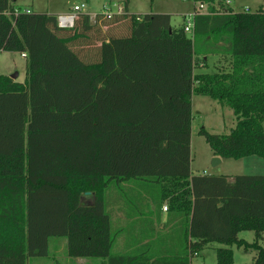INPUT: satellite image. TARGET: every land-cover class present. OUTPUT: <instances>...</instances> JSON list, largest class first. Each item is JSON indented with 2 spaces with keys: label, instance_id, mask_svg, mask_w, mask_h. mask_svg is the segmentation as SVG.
<instances>
[{
  "label": "trees",
  "instance_id": "16d2710c",
  "mask_svg": "<svg viewBox=\"0 0 264 264\" xmlns=\"http://www.w3.org/2000/svg\"><path fill=\"white\" fill-rule=\"evenodd\" d=\"M16 1L0 0V50L26 59L24 82L0 75V264L48 257L52 237L67 239L71 259L149 264L113 253L109 201L137 181L182 216L190 254L218 243V264H235L236 245L264 264V175L190 170L193 95L236 117L229 133L199 130L215 156L264 158L263 7L218 11V0H199L206 12L188 37L167 13L126 8L96 23L82 13L62 28L57 14H16ZM213 53L230 70L196 72Z\"/></svg>",
  "mask_w": 264,
  "mask_h": 264
},
{
  "label": "rangeland",
  "instance_id": "374dc122",
  "mask_svg": "<svg viewBox=\"0 0 264 264\" xmlns=\"http://www.w3.org/2000/svg\"><path fill=\"white\" fill-rule=\"evenodd\" d=\"M225 1L218 0V4L216 5L218 11H224ZM230 1V6L234 12L243 10L255 11L261 6L264 9V0ZM83 3L86 5L83 13L90 15L102 13L104 8H109L114 13H117L119 8H122L123 11L127 8L130 14L140 16L149 13H167L171 15L172 27L176 29L184 27L187 23L188 16L199 6L196 0H17L16 7L21 11L31 9L33 12L61 15L70 13L75 5H81ZM186 35L190 37L191 33H186ZM201 63L203 61L201 59L198 60L199 65L197 68H201ZM203 71L214 72L211 67L205 68ZM0 75H17L16 80L24 82L26 79L25 57L19 53L2 52L0 54ZM192 98L193 120L190 133L192 154L190 155V164L193 166L194 172L196 174H202L206 171L207 173H227L229 175H264V158L256 155L244 157L239 160L224 159L222 164L216 167L212 166L211 148L205 137L199 134V130L201 127H205L210 133H229L235 127L236 117L231 108L222 107L217 101L208 96L193 95ZM165 145L164 147L166 149ZM137 184L143 188L142 190L145 191V196L149 200H154L159 195L157 187H150L149 184H147L149 187H143L144 185L142 186L141 183ZM117 192L121 198L125 200L130 199L128 186L123 185ZM91 199L93 200L91 195H85L83 197L84 203H89ZM239 236L249 242L255 239L253 231H242ZM65 240L67 239L65 238ZM61 241H63V237L50 238L49 252L51 255L43 258H32L29 264H70L74 262L73 259L70 262L66 261L67 259L63 258L64 255L60 250L57 253L54 252V243L59 242L58 249H61ZM221 246V244L214 243L210 247L205 248L198 257V264H218L217 247ZM231 248L236 264H252L253 257L255 256L254 250L246 251L244 248H239L236 245H233Z\"/></svg>",
  "mask_w": 264,
  "mask_h": 264
},
{
  "label": "crops",
  "instance_id": "0c3cea01",
  "mask_svg": "<svg viewBox=\"0 0 264 264\" xmlns=\"http://www.w3.org/2000/svg\"><path fill=\"white\" fill-rule=\"evenodd\" d=\"M227 9L233 11L230 5L226 6L224 10ZM90 21L92 23L97 22L91 19ZM102 27L104 30L107 28L106 26ZM216 44L217 46H222L224 42L219 41ZM19 54L24 56L23 53ZM226 58L227 56H224L222 53L209 54L204 58L206 62L200 64L201 68L196 67V72L203 71L208 67L213 68L214 72L220 69L230 70L229 62ZM191 149L192 140L190 139V152ZM213 156L215 155L211 151V158ZM221 159L222 161L220 164L224 161V158ZM190 170L191 174H196L191 164ZM202 174L218 175L221 173H207L204 171ZM222 174L230 176L228 178L229 181L233 180L234 175H229L227 173ZM138 183H141L142 186L144 185L143 187H149L142 181ZM126 185L129 187L130 199L124 200L120 197H114L109 201L108 208L111 211L112 228L115 233L113 253L118 255L129 254L137 259L147 261L149 264L155 262L157 259L161 260L163 264H177L179 261H181V264H186V260L189 264H198V257L203 251L198 255L189 253L186 242V227L184 224L180 223V219H183L182 216H177V213L170 210L167 200L156 203L155 200H149L145 196V191L142 190L143 188H139L137 186L138 184L128 183ZM136 189L137 191H135ZM92 203L93 200L91 199L89 203L85 204L88 205ZM165 206L168 207L167 210H164ZM58 243L59 242L54 243V252L57 253L60 250L64 255L63 258L70 262L71 258L68 256L67 240L63 238V241L60 242L62 245L61 249H58ZM49 255H51L50 252ZM181 258L183 259L181 260ZM73 261L74 262L70 264H106L103 259L89 260L86 258H76L73 259Z\"/></svg>",
  "mask_w": 264,
  "mask_h": 264
},
{
  "label": "built area",
  "instance_id": "2783aa9c",
  "mask_svg": "<svg viewBox=\"0 0 264 264\" xmlns=\"http://www.w3.org/2000/svg\"><path fill=\"white\" fill-rule=\"evenodd\" d=\"M199 4L198 8H196L194 10V12L188 16V20L186 25H184V31L186 33H191V36L194 33V19L195 16L198 14H202L204 12H206V8L207 5L199 0H196ZM231 1L230 0H226L225 4L226 5H230ZM86 8V5L83 3L81 5H75L72 9V11L70 13H65V14H61L58 15V25L59 27L62 28H72L74 26L75 20L78 18L79 14H82L84 12ZM25 12L30 13L31 10L30 9H26ZM124 11L122 10V8H119V11L117 13H114L111 9L109 8H104V10L102 11V15L104 17H106L107 19H110L113 15L115 14H121ZM15 13H19V10H16ZM86 14V13H85ZM90 19L96 21L97 20V14L96 15H90ZM2 53V51L0 50V54ZM24 54V53H23ZM25 56V54H24ZM168 207H164V210H167Z\"/></svg>",
  "mask_w": 264,
  "mask_h": 264
},
{
  "label": "water",
  "instance_id": "95a60500",
  "mask_svg": "<svg viewBox=\"0 0 264 264\" xmlns=\"http://www.w3.org/2000/svg\"><path fill=\"white\" fill-rule=\"evenodd\" d=\"M10 77L15 80L16 77H17V75H12ZM221 161H222L221 157H219V156H213L212 157V166L213 167L218 166L221 163ZM86 194H90V192H87Z\"/></svg>",
  "mask_w": 264,
  "mask_h": 264
}]
</instances>
